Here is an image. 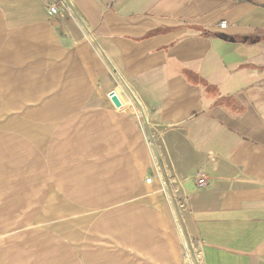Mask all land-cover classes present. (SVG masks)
<instances>
[{"label": "crops", "instance_id": "crops-1", "mask_svg": "<svg viewBox=\"0 0 264 264\" xmlns=\"http://www.w3.org/2000/svg\"><path fill=\"white\" fill-rule=\"evenodd\" d=\"M0 264H264V0H0Z\"/></svg>", "mask_w": 264, "mask_h": 264}, {"label": "built area", "instance_id": "built-area-1", "mask_svg": "<svg viewBox=\"0 0 264 264\" xmlns=\"http://www.w3.org/2000/svg\"><path fill=\"white\" fill-rule=\"evenodd\" d=\"M48 12L50 13V15H55V14H57V9H56V7H50ZM220 24H221L222 27L226 26V24L224 22H222ZM117 109H118V111H122L123 110V106L120 105L119 107H117ZM198 184L199 185L205 184V180L198 179Z\"/></svg>", "mask_w": 264, "mask_h": 264}, {"label": "water", "instance_id": "water-1", "mask_svg": "<svg viewBox=\"0 0 264 264\" xmlns=\"http://www.w3.org/2000/svg\"><path fill=\"white\" fill-rule=\"evenodd\" d=\"M111 102H113L116 108L120 106V101L114 94L111 95Z\"/></svg>", "mask_w": 264, "mask_h": 264}, {"label": "rangeland", "instance_id": "rangeland-1", "mask_svg": "<svg viewBox=\"0 0 264 264\" xmlns=\"http://www.w3.org/2000/svg\"><path fill=\"white\" fill-rule=\"evenodd\" d=\"M150 129L152 130V128L150 127ZM153 131V130H152ZM151 140H152V137H151ZM179 221V220H178ZM179 226H180V224H179V222H178V224H177V227H178V229H179Z\"/></svg>", "mask_w": 264, "mask_h": 264}]
</instances>
